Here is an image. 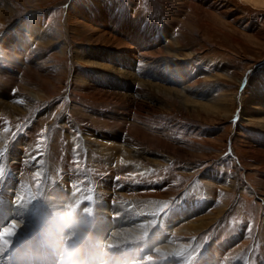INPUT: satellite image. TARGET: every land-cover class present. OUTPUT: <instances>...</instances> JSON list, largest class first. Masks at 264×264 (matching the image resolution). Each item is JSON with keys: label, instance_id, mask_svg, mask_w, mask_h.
<instances>
[{"label": "rangeland", "instance_id": "1", "mask_svg": "<svg viewBox=\"0 0 264 264\" xmlns=\"http://www.w3.org/2000/svg\"><path fill=\"white\" fill-rule=\"evenodd\" d=\"M209 2L217 7H208ZM263 31L264 0H0V100L25 107L15 112L0 105V149L7 145L0 157V188L7 187L4 180L9 162H17L30 175L21 179V198L16 202L23 215L32 213L40 202L37 208L44 211L45 215L41 213L44 218L50 211L47 203L64 204L71 193L75 200L82 195L86 205L98 209L101 202L97 193L106 192L108 199L104 205L114 214L105 212L103 217L93 215V218L101 222L107 219L112 229L117 228L113 217L116 213H120L121 220L125 219L123 222L137 220L134 216L141 213L140 219H147L149 226L142 231L132 225L127 236L133 232L135 239L150 238V249L159 247L150 254H159L164 264H188L190 255H194L190 264H206L208 252L220 260L215 264H264V106L260 110L249 109L258 102L264 105ZM137 36L142 38L137 51L141 48L149 52L140 67L134 66L135 62L125 52L129 45L137 47ZM164 45L165 49L160 48ZM156 53H161V57L159 54L153 57ZM30 91L41 95L40 100ZM164 93H169L172 99L167 94L164 97ZM242 108L254 113L253 124L240 120ZM42 131L44 141L37 148ZM115 133L117 143L112 138ZM130 134L146 136L144 139L150 138L148 141L159 140L171 149H180V154L169 156L157 146L152 148L138 141L136 153L132 152L127 159V153L116 152L112 146L124 145L125 140L135 142L128 139ZM106 141L109 149L101 147ZM150 153L164 157L154 163L148 157ZM228 180L236 182L232 190L227 187ZM32 200L36 202L34 206ZM165 201L169 207L161 215L158 210ZM2 205L0 200V210ZM202 217L208 218L202 233H187V238L179 239L187 223ZM9 218L0 212V229L10 222ZM29 219L33 225L32 238L41 252L52 238L45 232L40 235V243L37 234L44 227L54 231L53 225L60 218L54 215L38 229L33 218ZM67 221L71 223L74 218L69 215ZM223 228L225 234L230 230V239L225 243L224 238L214 247L211 238ZM160 229L168 231L162 239ZM177 233L178 237L181 235L179 238ZM85 237L74 243L73 248L80 251L76 264H90L88 258L94 255L89 251L88 256L87 252L92 248L97 250V256L91 264H97L107 233L99 239L94 235ZM91 238L93 243L89 241ZM55 241L56 246L45 253L53 254L57 264L64 258L59 255L66 242ZM182 245L192 248L182 250ZM175 250L176 254L182 253L176 257ZM44 256L38 255L41 260ZM179 256L182 258L178 262ZM84 257L86 260L82 261ZM141 257L129 254L125 263ZM69 260L67 257L63 264Z\"/></svg>", "mask_w": 264, "mask_h": 264}, {"label": "bare ground", "instance_id": "2", "mask_svg": "<svg viewBox=\"0 0 264 264\" xmlns=\"http://www.w3.org/2000/svg\"><path fill=\"white\" fill-rule=\"evenodd\" d=\"M188 1V0H187ZM203 1V0H202ZM64 2V1H63ZM62 2V3H63ZM176 2V1H175ZM179 2H181V1H179ZM190 2V1H189ZM192 2H194V1H192ZM198 2V1H197ZM205 2V1H204ZM203 2V3H204ZM261 2H263V1H261ZM182 3V2H181ZM185 3H186V1H185ZM203 3H200V4H203ZM218 3H220V2H218ZM224 3V2H223ZM65 4V3H64ZM209 4H210V2H209ZM208 4V5H209ZM177 5V4H176ZM190 5H191V3H190ZM207 5V4H206ZM224 5H225V3H224ZM227 5H228V3H227ZM195 6V5H194ZM199 6H201V5H199ZM221 6L222 5H220V7L219 8H221ZM205 7H207V6H205ZM208 7H210V8H212V9H214V8H216L217 7V5L215 4V5H213V4H210ZM227 7V6H226ZM194 8V7H193ZM105 10V9H104ZM194 10V9H193ZM201 10V9H200ZM202 10H204V9H202ZM207 10V9H206ZM211 10V9H210ZM210 10H208V11H210ZM228 10H229V8H228ZM231 10H232V8H231ZM234 10V9H233ZM213 11V10H212ZM216 11V10H215ZM214 11V12H215ZM225 11V10H224ZM202 12V11H201ZM213 12V13H214ZM221 13H222V10L220 11ZM219 12V13H220ZM191 13V12H190ZM211 13V12H210ZM215 14H216V12H215ZM100 15V14H99ZM211 15V14H210ZM196 16V15H195ZM200 16V15H199ZM204 16V15H203ZM208 15H206V17H207ZM213 16H216V15H213ZM225 16V15H224ZM125 17V16H124ZM197 17V16H196ZM202 17V16H201ZM204 18V17H203ZM242 18V17H241ZM192 19V18H191ZM196 19V18H195ZM207 19V18H206ZM214 19V18H213ZM212 19V20H213ZM238 19V18H237ZM118 20V19H117ZM188 20V19H187ZM200 20V19H199ZM204 20V19H203ZM211 20V19H210ZM239 20V19H238ZM237 20V21H238ZM80 21H81V19H80ZM116 21V20H115ZM206 21V20H205ZM197 22V21H196ZM203 22V21H202ZM209 23H210V21H208ZM207 22V23H208ZM184 23V22H183ZM200 23V22H199ZM85 24V23H84ZM181 24H182V22H181ZM185 24V23H184ZM187 24V23H186ZM189 24V23H188ZM212 24V23H211ZM92 25V24H91ZM193 25H195V24H193ZM199 25V24H198ZM184 26V25H183ZM182 26V27H183ZM108 27V26H107ZM181 27V26H180ZM190 27V26H189ZM203 27V26H202ZM205 27V26H204ZM185 28V27H184ZM89 29H91V28H89ZM189 29V28H188ZM260 29V28H259ZM105 30H107V29H105ZM115 30V29H114ZM114 30H112V31H114ZM192 30V29H191ZM94 31V30H93ZM182 31H185V30H182ZM261 31V30H260ZM181 32V31H180ZM191 32V31H190ZM264 32V31H263ZM92 33V32H91ZM99 33V32H98ZM108 32H106V34H107ZM173 33V32H172ZM184 33V32H183ZM222 33V32H221ZM46 33L44 32V35H45ZM112 34V33H111ZM47 35V34H46ZM98 35V34H97ZM192 35V34H191ZM43 36V35H42ZM41 36V37H42ZM103 36H104V34H103ZM114 36V35H113ZM171 36V35H170ZM179 36V35H178ZM181 36H182V34H181ZM101 37V36H100ZM168 37V36H167ZM192 37V36H191ZM46 38V37H45ZM49 38V37H48ZM48 38H46V39H48ZM110 38V37H109ZM185 38V37H184ZM187 38V37H186ZM192 38H194V37H192ZM105 39V38H104ZM189 39V38H188ZM40 40H42V39H40ZM136 40L139 42L138 44H137V47H136V45L135 44H133V45H129V47L127 46L126 48H125V52H126V55L131 59V61L133 60L135 63H134V66H137V67H140L141 65H143L145 62V60L144 59H147V57H146V54L147 53H149V52H147L146 53V51L145 50H142L141 48V50L140 49H138L139 51H137V48H139L140 47V42H141V40H142V38L140 37V36H137L136 37ZM169 40V39H168ZM171 40H174V41H177V38H173L172 39V37H171ZM170 40V42H174V41H171ZM181 40H186V39H181ZM103 41V40H102ZM114 41H116L117 42V40H114ZM122 41V40H121ZM165 41V40H164ZM179 41V40H178ZM177 41V42H178ZM188 41V40H187ZM108 42V41H107ZM119 42V41H118ZM166 42V41H165ZM177 42H175V43H177ZM180 42H182V41H180ZM189 42H191V41H189ZM184 43V42H183ZM66 44V43H65ZM119 45H120V43H118ZM122 44V43H121ZM165 44H167V43H165ZM179 44V43H178ZM182 44V43H181ZM185 44V43H184ZM190 45V44H189ZM93 46V45H92ZM161 46V45H160ZM174 46H175V44H174ZM90 47H91V45H90ZM144 47V46H143ZM164 47H167V46H163V47H160V48H164ZM184 47V46H183ZM188 48V47H187ZM190 48V47H189ZM120 49H121V47H120ZM122 49H124L123 47H122ZM165 49V48H164ZM164 49H162V51L164 50ZM171 49V48H170ZM179 49V48H178ZM186 49V48H185ZM71 50V49H70ZM156 50V49H155ZM167 50H169L168 48H167ZM176 50V49H175ZM188 50V49H187ZM192 50V49H191ZM150 51V50H149ZM137 52V53H136ZM181 52V51H180ZM31 53V52H30ZM168 53V52H167ZM170 53H171V51H170ZM169 53V54H170ZM151 54H153V53H151ZM155 54V53H154ZM157 54H159V53H156V55H153V57L154 56H157ZM163 54H165V52H163ZM173 54V53H172ZM175 54V53H174ZM173 54V55H174ZM32 55V54H31ZM148 55H150V54H148ZM161 55V53L159 54V56ZM178 55V54H177ZM165 56H166V54H165ZM167 56H168V54H167ZM166 56V57H167ZM170 57H171V55H169ZM169 56H168V58H169ZM175 56V55H174ZM109 57V56H108ZM151 58H153L152 56H150ZM161 57V56H160ZM160 57H158V58H160ZM165 57V58H166ZM175 57H178V56H175ZM181 57V56H180ZM30 58V57H29ZM150 58V59H151ZM164 58V57H163ZM167 58V59H168ZM187 58V57H186ZM155 59V58H154ZM171 59V58H170ZM178 59V58H177ZM180 59V58H179ZM158 60V59H157ZM164 60V59H163ZM251 60V59H250ZM154 61V60H153ZM167 61V60H166ZM169 61H171V60H169ZM161 62H162V60H161ZM165 62V61H164ZM148 63V62H147ZM149 63H150V61H149ZM161 64V63H160ZM163 64V63H162ZM173 64V63H172ZM217 64V63H216ZM219 64V63H218ZM223 64V63H222ZM225 64V63H224ZM106 66V65H105ZM226 66V65H225ZM37 67V66H36ZM107 67V66H106ZM214 67V66H213ZM40 68V67H39ZM39 68H37V69H39ZM147 68V67H146ZM218 68H220V66L218 67ZM227 68V67H226ZM262 68V67H261ZM176 69V68H175ZM30 70V69H29ZM33 70V69H32ZM138 71H140V68H138L137 69ZM162 70H164V69H162ZM222 70V69H221ZM262 70V69H261ZM39 70H37V72H38ZM147 71V70H146ZM227 71V70H226ZM124 72H126L125 70L123 71V73ZM165 72V71H164ZM228 72V71H227ZM30 73V72H29ZM50 73V72H49ZM119 73V72H118ZM123 73H122V75H123ZM127 73V72H126ZM129 73V72H128ZM143 73V72H142ZM166 73V72H165ZM193 73V72H192ZM264 73V72H263ZM27 74V73H26ZM130 74V73H129ZM128 74V75H129ZM140 74V73H139ZM224 74V73H223ZM227 74V73H226ZM96 75V74H95ZM131 75H133V74H131ZM130 75V76H131ZM191 75V74H190ZM206 75V74H205ZM34 76V75H33ZM32 76V77H33ZM125 76V75H124ZM187 76V75H186ZM198 76V75H197ZM207 76H209V75H207ZM231 76V75H230ZM252 76H254V75H252ZM255 76H257V75H255ZM35 77V76H34ZM90 77V76H89ZM123 77V76H122ZM132 77V76H131ZM134 77V76H133ZM211 77V76H210ZM214 77V76H213ZM225 77V76H224ZM31 78V77H30ZM183 78H184V76H183ZM199 78V77H198ZM197 78V79H198ZM202 78H205L204 76H202ZM252 78V77H251ZM101 79V78H100ZM126 79V78H125ZM197 79H195V81H197ZM200 79V78H199ZM198 79V80H199ZM209 79V78H208ZM242 79V78H241ZM85 80V79H84ZM185 80V79H184ZM191 80V79H190ZM205 80H206V78H205ZM204 80V81H205ZM240 80V79H239ZM170 81V80H169ZM251 81V80H250ZM83 82V81H82ZM190 82V81H189ZM199 82H200V80H199ZM198 82V83H199ZM84 83H86V82H84ZM83 83V84H84ZM88 83V82H87ZM87 83L85 84V85H87ZM109 83H110V81H109ZM121 83V82H120ZM119 83V84H120ZM145 83V82H144ZM149 83V82H148ZM148 83H147V85H148ZM151 83H153V82H151ZM157 83V82H156ZM250 83V82H249ZM252 83V82H251ZM89 84V83H88ZM137 84H138V82H137ZM158 84V83H157ZM184 84V83H183ZM190 84H192V82L190 83ZM196 84V82L193 84V85H195ZM123 85V84H122ZM128 85V84H127ZM131 85V84H130ZM139 85H141L142 86V84L140 83ZM146 85V84H145ZM158 85H160V84H158ZM197 85H200V84H197ZM135 86H136V84H135ZM140 86V87H141ZM149 86V85H148ZM147 86V87H148ZM162 86V85H161ZM196 86V85H195ZM23 87V86H22ZM89 87V86H88ZM143 87V86H142ZM153 87H154V85H153ZM155 87H156V85H155ZM157 87H159V86H157ZM183 87V86H182ZM189 87H190V85H189ZM192 87H194V86H192ZM17 88V87H16ZM21 88V87H20ZM85 88V87H84ZM87 88V87H86ZM159 88H162V87H159ZM167 88V87H166ZM174 88V87H173ZM191 88V87H190ZM200 88V87H199ZM138 89H140L139 87H138ZM144 89V88H143ZM169 89H171V87L169 88ZM176 89V88H175ZM178 89V88H177ZM176 89V90H177ZM191 89H193V88H191ZM190 89V90H191ZM155 90V89H154ZM160 90V89H159ZM179 90V89H178ZM189 90V91H190ZM195 90V89H194ZM204 90H206V89H204ZM220 90V89H219ZM218 90V91H219ZM99 91V90H98ZM114 91V90H113ZM137 91V90H136ZM139 91V90H138ZM140 91H141V89H140ZM147 91V90H146ZM150 91V90H149ZM158 91V90H157ZM162 91V90H161ZM188 91V92H189ZM197 91V90H196ZM195 91V92H196ZM207 91V90H206ZM31 93H32V95L35 97V98H38L39 100H40V96L41 95H39L38 93H36V92H34V91H30ZM29 92V93H30ZM109 92V91H108ZM142 92H144V91H142ZM167 92V91H166ZM234 92V91H233ZM28 93V94H29ZM105 93V92H104ZM112 93V92H111ZM118 93V92H117ZM139 93V92H138ZM148 93V92H147ZM159 93H161V92H158V94ZM183 93V92H182ZM197 93H199V92H197ZM237 93V92H236ZM235 93V94H236ZM25 94V93H24ZM116 94V93H115ZM123 94V93H122ZM130 94V93H129ZM149 94H152L153 95V93H149ZM165 94H167V93H164V97H165ZM169 94V93H168ZM167 94V95H168ZM185 94V93H184ZM196 94V93H195ZM208 94V93H207ZM221 94H223V93H221ZM234 94V95H235ZM27 95V94H26ZM113 95V94H112ZM116 95H119V94H116ZM155 95V94H154ZM160 95V94H159ZM162 95V94H161ZM170 95V94H169ZM169 95H168V97H169ZM173 95V97L175 96V94H172ZM241 95V94H240ZM239 95V96H240ZM104 96V95H103ZM107 96V95H106ZM121 96V95H120ZM147 96V95H146ZM145 96V97H146ZM156 96V95H155ZM233 96V95H232ZM30 97V96H29ZM151 97V96H150ZM168 97H166V98H168ZM177 97V96H176ZM210 97V96H209ZM237 97V96H236ZM241 97V96H240ZM261 97V96H260ZM119 98H121V97H119ZM127 98V97H126ZM142 98H143V96H142ZM149 98V97H148ZM153 98H155V97H153ZM169 98H171L172 99V97L170 96ZM229 98V97H228ZM233 98H234V96H233ZM105 99H107L106 97H105ZM128 99H130V98H128ZM147 99V98H146ZM175 99V98H174ZM230 99V98H229ZM232 99V98H231ZM240 98H238V100H239ZM111 100H113V99H111ZM114 100H116V99H114ZM119 100V99H118ZM117 100V101H118ZM125 100V99H124ZM131 100V99H130ZM133 100V99H132ZM153 100V99H152ZM157 100V99H156ZM159 100V99H158ZM185 100V99H184ZM208 100V99H207ZM212 100V99H211ZM217 100V99H216ZM237 100V99H236ZM22 101V100H21ZM121 101H122V99H121ZM170 101H172V100H170ZM234 101V100H233ZM111 102V101H110ZM115 102V101H114ZM123 102V101H122ZM125 102H126V100H125ZM124 102V103H125ZM137 102V101H136ZM198 102V101H197ZM213 102H215L214 100H213ZM241 102V101H240ZM16 103V104H15ZM28 104H30L29 102H27ZM119 103V102H118ZM132 103V102H131ZM175 103V102H174ZM188 103H189V101H188ZM202 103V102H201ZM200 103V104H201ZM207 102H203V104H206ZM216 103V102H215ZM228 103V102H227ZM243 103V102H242ZM122 104V103H121ZM136 104V103H135ZM176 104H177V102H176ZM208 104V103H207ZM206 104V105H207ZM235 104V103H234ZM0 105H3L4 107L3 108H7V107H10V109H13V110H16L15 112H17V111H20V110H24L25 109V107H23V108H21V107H19V105H18V102H14L13 104L12 103H9V102H6V101H4V100H0ZM131 105V104H130ZM129 105V106H130ZM178 105V104H177ZM26 106V105H25ZM119 106V105H118ZM121 106V105H120ZM127 106V105H126ZM125 106V107H126ZM135 106V105H134ZM181 106V105H180ZM199 106V105H198ZM231 106H233V105H231ZM263 104H262V102L260 103V102H258V103H256V104H253V105H251L250 107H249V109H251V110H260V109H263ZM1 108H2V106H0ZM122 107H124V106H122ZM202 107V106H201ZM204 107V106H203ZM202 107V108H203ZM208 107H210L209 105H208ZM219 107V106H218ZM184 108V107H183ZM199 108V107H198ZM216 108V107H215ZM233 108V107H232ZM10 109H7V110H10ZM202 110V109H201ZM212 110H214V109H212ZM219 110V109H218ZM264 110V109H263ZM210 111V110H209ZM217 111V110H216ZM205 112H207V111H205ZM211 112V111H210ZM209 112V113H210ZM230 112V111H229ZM226 113V112H225ZM120 114V113H119ZM22 115V114H21ZM121 115V114H120ZM263 115V114H262ZM122 116V115H121ZM240 117H241V119L240 120H244L245 122H247L249 125L250 124H253L251 121H252V119H253V117H254V113L252 112V111H248V110H245V108H242V110H241V113H240ZM256 117V116H255ZM255 117H254V119H255ZM119 118H120V116H119ZM116 119V118H115ZM210 119V118H209ZM259 119H261V116H260V118ZM263 119V118H262ZM241 121V122H242ZM254 121V120H253ZM259 122V121H258ZM240 123V122H239ZM261 123V122H260ZM115 124V123H114ZM117 125V124H116ZM122 125V124H121ZM123 126V125H122ZM4 128V127H3ZM6 128V127H5ZM140 129V128H139ZM5 130V129H4ZM114 130V129H113ZM121 131V130H120ZM239 131V130H238ZM47 132V131H46ZM137 132H140V131H137ZM137 132H136V134H137ZM238 133V132H237ZM90 134V133H89ZM92 134V133H91ZM140 134V133H139ZM139 134H138V136L137 135H132V134H130L129 136H128V139H130V138H132V140L133 141H135V142H129L128 140H125L126 141V144H124V145H121V144H115L114 143V146H112V149H114V151H116V152H120V153H122L121 151H123V152H125V153H127V155L126 154H124V155H126V158L128 159V156H130L131 155V153L132 152H134L133 154H135L136 152V148H135V146H138L139 147V145H136L135 143L136 142H138V141H141V142H143V143H147V144H149V146L151 145V147L152 146H154V147H156L157 146V148H160L159 150L162 152V153H164V154H168L169 153V156H170V154H172V155H175L174 157H176V155H178V154H180V149H171L170 147H168L167 145H164V144H162L159 140L157 141H148V140H146V139H144V138H146V136L144 137V138H142V137H140L139 136ZM147 134V133H146ZM145 134V135H146ZM233 135V134H232ZM247 135V134H246ZM92 136H94V135H92ZM91 136V137H92ZM142 136H144V134L142 135ZM152 136V135H151ZM218 136V135H217ZM222 136V135H221ZM111 137V136H110ZM109 137V138H110ZM148 137V136H147ZM150 137V136H149ZM229 137V136H228ZM240 137V136H239ZM103 138V137H102ZM114 140L113 141H116L117 140V136H116V133H115V135L112 137ZM111 138V139H112ZM151 138H153V137H151ZM217 138V137H216ZM219 138V137H218ZM99 139V138H98ZM154 139V138H153ZM159 139V138H158ZM220 139V138H219ZM230 139V138H229ZM4 140H6V139H4ZM108 141H110V140H108ZM131 141V140H130ZM55 142V141H54ZM96 142H98V141H96ZM99 142H101V141H99ZM102 142H103V140H102ZM245 142V141H244ZM246 142H247V140H246ZM106 143H107V141H106ZM109 143V142H108ZM105 144V145H101V147L102 148H108L110 145L109 144ZM116 143H117V141H116ZM111 145H112V143H110ZM167 144V143H166ZM234 144H235V141H234ZM245 144V143H244ZM89 145V144H88ZM108 145V146H107ZM25 146V145H24ZM54 146V145H53ZM97 147V146H96ZM100 147V146H99ZM173 147V146H172ZM23 148V147H22ZM62 148H64V147H62ZM66 148V147H65ZM70 148V147H69ZM68 148V149H69ZM153 148V147H152ZM13 149V148H12ZM71 149V148H70ZM100 149V148H99ZM109 149V148H108ZM258 149V148H257ZM29 150L30 149H28V151H26V152H29ZM63 150V149H62ZM65 150V149H64ZM91 150V149H90ZM181 150H183V149H181ZM248 150V149H247ZM262 150V149H261ZM74 151V150H73ZM91 151H93V150H91ZM26 152H25V154H26ZM103 152V151H102ZM112 152V151H111ZM140 152V151H139ZM183 152V151H182ZM181 152V153H182ZM252 152H254L253 151V149H252ZM70 153V152H69ZM185 153H187V152H185ZM257 153V152H256ZM19 154V153H18ZM113 154V153H112ZM184 154V153H183ZM188 154V153H187ZM261 154V153H260ZM259 154V155H260ZM43 155V154H42ZM47 155V154H46ZM118 155H121V154H118ZM18 156V155H17ZM40 156H41V154H40ZM44 156H45V154H44ZM164 157V155H160V154H154V153H150V154H148V157L150 158V160L152 161V162H159L160 161V159H161V157ZM167 156V155H166ZM181 156V155H180ZM179 156V157H180ZM183 157H184V155H182ZM263 156V155H262ZM20 157V156H19ZM119 157H121V156H119ZM133 157V156H132ZM135 157V156H134ZM173 157V156H172ZM186 157V156H185ZM187 157H188V155H187ZM203 157V156H202ZM238 157V156H237ZM21 158V157H20ZM121 158H123V157H121ZM191 158V157H190ZM119 159V158H118ZM130 159V158H129ZM134 159V158H133ZM136 159V158H135ZM168 159V158H167ZM166 159V160H167ZM189 159V158H188ZM237 159V158H236ZM40 160H42L43 161V158L42 159H40ZM147 160V159H146ZM244 160V159H243ZM113 161V160H112ZM182 161V160H181ZM181 161H179V162H181ZM242 161V160H241ZM111 162V161H110ZM109 162V163H110ZM161 162V161H160ZM186 162V161H185ZM184 162V163H185ZM191 162V161H190ZM163 163V162H162ZM241 163V162H240ZM21 164V163H20ZM183 164V163H182ZM185 164H187V163H185ZM197 164V163H196ZM22 165V164H21ZM21 165H18V163L16 162H9V164H8V169L7 170H9L8 171V176H7V178L4 180V182H6V185H7V187L5 188V189H1L0 188V200L2 201V203H3V205L1 206V210H0V212L1 213H4L8 218H9V214H10V216H12V218H9L10 220V222L8 223V224H5V225H3L2 227H1V229H0V264H55L54 263V259H53V254H49V253H45V251L49 248V247H55L56 246V241H55V239H59V240H62V241H64V242H66V246L64 245V248L62 249V251H61V253H60V258L61 257H64L63 258V260H61V261H59V262H57V264H63V261L67 258V257H69V263L68 264H76V261L78 260V257H79V254H80V251H79V248H77V247H75V248H73V246H74V243L75 242H77L79 239H81V238H83L84 236H86L87 238L88 237H90V236H92V235H94L96 238H100V237H102L105 233H107V237L102 241V243H103V245H104V247L102 248V252L103 253H100L99 252V257H97V258H101V260L97 263V264H164V260L161 258V257H158L159 256V254H158V256H156V255H152V254H150L151 252V250H156L157 249V247L155 248V249H150L151 248V246L150 245H148V243H149V241H150V243H151V239L150 238H145V239H135L134 238V236L133 235H135V234H133V232H131L132 233V235H130V236H127L128 235V231L130 232L131 230H132V228H131V226L133 225V227L134 228H137V229H139V230H144L146 227H148L149 226V223H148V220L147 219H144V218H142L141 217V219H140V214H138L137 216H134V219L137 217V220H132V219H127L126 220V222H123V221H125V219L124 220H121V218H120V213L119 214H115V215H113V217H115L116 218V224H117V228L115 227V228H112L111 229V227L109 226V225H107V219L106 220H104L103 222H101V220H95L94 218H93V215H100V217H103V215H105V214H103V213H108V212H112L113 214H114V211L113 210H110L106 205H104V202H106L107 201V196L106 195H104L106 192H104V194L102 193V192H100V193H97V197L99 198V201L101 202V204L98 206L99 208L98 209H96V207H95V209H92V208H90L88 205H86V203H84V201H83V196L81 195V197H77L79 200L77 201V200H75V195H74V193H71V195L70 196H68L67 195V200H66V202L64 203V204H55V203H53V202H49V203H47V205L49 206V208H50V211H49V215L48 216H46V217H44L43 218V214L45 215V213H44V211L40 208V209H38L37 207L38 206H40V202L37 204V207H35L34 208V210H33V207H31V210H33V212L32 213H27V214H22V210L21 209H18L20 206H18V205H16V202H18L19 200H18V198L20 197L21 198V194L19 193V189L20 188H22V185H21V183H20V181H21V179L23 178V176H26V174L27 175H29V172L27 171V169L26 168H24V166H21ZM24 165V164H23ZM238 165V164H237ZM236 165V166H237ZM112 166V165H111ZM161 166V165H160ZM175 166V165H174ZM187 166V165H186ZM114 167V166H113ZM166 167V166H165ZM234 168H235V166H233ZM191 168V167H190ZM105 169H106V167H105ZM109 169V168H108ZM117 169V168H116ZM160 169V168H159ZM193 169V168H192ZM236 169V168H235ZM39 170L42 172L43 170H42V167H40L39 168ZM107 170V169H106ZM119 169H117V171H118ZM244 170H246V169H244ZM160 171H162L161 169H160ZM109 173V172H108ZM112 173V172H111ZM118 173V172H117ZM188 173V172H187ZM234 173V172H233ZM177 174V173H176ZM183 174V173H182ZM17 175H20V176H17ZM30 176V175H29ZM28 176V177H29ZM105 176V175H104ZM120 176V175H119ZM234 176V175H233ZM102 177V176H101ZM114 177V176H113ZM100 178V177H99ZM98 178V179H99ZM231 178H234V177H231ZM97 179V180H98ZM105 178H103V180H104ZM70 180L71 181H73V179L72 178H70ZM100 180V179H99ZM219 180H220V178H219ZM115 181V180H114ZM104 182V181H103ZM113 182V181H112ZM235 182V181H234ZM234 182L233 181H229L228 180V182H227V187L230 189V190H232L231 189V187H233L234 186ZM259 182V181H258ZM223 183V182H222ZM250 183V182H249ZM262 183V181L260 182V185H262L261 184ZM74 184V183H73ZM72 184V185H73ZM83 184V183H82ZM81 184V185H82ZM123 184V183H122ZM166 184V183H165ZM235 184H236V182H235ZM255 184V183H254ZM264 184V183H263ZM56 185V184H55ZM78 185V184H77ZM120 185V184H119ZM124 185V184H123ZM257 185V184H256ZM61 186H62V184H61ZM127 186V185H126ZM155 186V185H154ZM264 186V185H263ZM262 186V187H263ZM77 187V186H76ZM81 187V186H80ZM138 187V186H137ZM199 187V186H198ZM249 187V186H248ZM258 186H256V188H257ZM73 188V187H72ZM104 188H106V187H104ZM201 188V187H200ZM264 188V187H263ZM15 189V190H14ZM88 189V188H87ZM86 189V190H87ZM101 189V188H100ZM113 189V188H112ZM111 189V190H112ZM115 189V192H116V188H114ZM159 189V188H158ZM226 189V188H225ZM234 189V188H233ZM247 189V188H246ZM150 190H152V189H150ZM168 190V189H167ZM203 190V189H202ZM202 190H199V191H202ZM210 190V189H209ZM56 191V190H55ZM100 191V190H99ZM103 191H105V190H103ZM106 191H108V190H106ZM118 191V190H117ZM196 191H197V189H196ZM217 191V190H216ZM261 191V190H260ZM57 192V191H56ZM75 192V191H74ZM82 192V191H81ZM87 192V191H86ZM110 192V191H109ZM109 192H107V194L109 193ZM112 192V191H111ZM120 192V191H119ZM126 192V191H125ZM129 192H131V191H129ZM198 192V191H197ZM208 192V191H207ZM218 192V191H217ZM227 192V191H226ZM120 193H122V192H120ZM160 193V192H159ZM192 193H194V191L192 192ZM215 193V192H214ZM230 193V192H229ZM228 193V194H229ZM249 193V192H248ZM252 193V192H251ZM254 193V192H253ZM57 194H59V195H61L59 192H57ZM141 194V193H140ZM149 194V193H148ZM167 194V193H166ZM179 194V193H178ZM225 194V193H224ZM261 194V193H260ZM115 195V194H114ZM123 195V194H122ZM152 195V194H151ZM183 195V194H182ZM187 195V194H186ZM185 195V196H186ZM192 195V194H191ZM195 195V194H194ZM223 195V194H222ZM119 196V195H118ZM125 196H127V195H125ZM133 196H134V194H133ZM149 196V195H148ZM166 196V195H165ZM190 196V195H189ZM245 196V195H244ZM110 197V196H109ZM138 197V196H137ZM139 197L141 198V196L139 195ZM168 197V196H167ZM183 197V196H182ZM181 197V198H182ZM197 197V196H196ZM19 198V199H20ZM112 198V197H111ZM111 198H110V200H111ZM118 198V197H117ZM116 198V199H117ZM119 198H121V197H119ZM127 198V197H126ZM128 198H129V195H128ZM132 198V197H131ZM179 198V197H178ZM180 198V199H181ZM115 199V200H116ZM143 199V198H142ZM160 199V198H159ZM179 199V200H180ZM196 199V198H195ZM219 199V198H218ZM110 200H108L109 202H110ZM119 200H121V199H119ZM147 200V199H146ZM156 200V199H155ZM187 201H189L188 200V198L186 199ZM33 201V206L36 204V202L34 201V200H32ZM82 201V202H81ZM262 201L264 202V198H262ZM124 202V201H123ZM190 202V201H189ZM13 203H15V207H13L12 206V204ZM21 205V204H20ZM111 205V204H110ZM117 205V204H116ZM121 205V204H120ZM124 205V204H123ZM182 205V204H181ZM189 205V204H188ZM123 207V206H122ZM121 207V208H122ZM152 207V206H151ZM100 209H102L101 211H100ZM126 210H127V208H125ZM128 209H130V207H128ZM202 209L203 208H201L200 210H199V212H201L202 211ZM236 209V208H235ZM125 210V211H126ZM131 210V209H130ZM243 210V209H242ZM132 211V210H131ZM134 211V210H133ZM137 211V210H136ZM116 212V211H115ZM127 212H128V210H127ZM229 212H230V210H229ZM41 213H43V214H41ZM137 213V212H136ZM211 213V212H210ZM219 213V212H218ZM241 213H242V211H241ZM243 213H244V211H243ZM168 214V213H167ZM206 214V213H205ZM231 214V213H230ZM36 215V216H35ZM57 216V218H60V219H58V221L57 222H55L54 223V225H53V228H55L54 229V231L53 230H50L49 228H46V227H44V228H42V230H41V232H39L37 235V239L39 240V242L41 243L42 242V239L40 238L41 236L40 235H43V233H47L48 234V236L50 237V238H52L51 239V241H50V243H48L47 244V246H46V248H45V250L43 249V250H41V252H40V248H39V244H36L35 243V241L33 240V238H32V235H33V233L31 232L32 231V228H33V225H32V221L29 219V217H32L33 218V220H34V222L36 223V225H37V229H38V227H42V226H44L45 224H48L47 222L48 221H51V219H52V217L53 216ZM69 215L72 217V218H74V221L73 222H71V223H69L68 221H67V218L69 217ZM112 215V214H111ZM130 215V214H129ZM136 215V214H135ZM162 215V214H161ZM213 215H214V213H213ZM108 216V215H107ZM149 216V215H148ZM179 217H183V216H179ZM93 218V219H92ZM123 219V218H122ZM167 220V219H166ZM208 221V218H205V217H202V218H200V219H196V220H194V221H191V222H189V223H187L183 228L185 229V230H182V236L180 235V233H179V237H178V233H177V237L179 238V239H184V238H187V235L189 234V233H193V235H195V234H198V233H202L203 231H204V228L203 227H206L207 225L205 224L206 222ZM210 221H212V220H209V222ZM134 222V223H133ZM167 222V221H166ZM208 222V223H209ZM151 224V223H150ZM210 224V223H209ZM208 224V225H209ZM69 225V229H68V226ZM159 226V225H158ZM165 226H166V224H165ZM181 227V226H180ZM158 228H161V227H158ZM165 228V227H164ZM171 228V227H170ZM230 228V227H229ZM148 229V228H147ZM168 229V228H167ZM109 230H111L110 232H108ZM135 230V229H134ZM161 230V229H160ZM181 231V230H180ZM233 231V230H232ZM11 233V234H8V233ZM149 232V231H148ZM168 232V231H167ZM165 230H161V232L159 233L160 234V236H159V239H162V237H163V235L165 234V233H167ZM225 232H226V229L225 228H223V230L221 231V232H219L218 234H217V232H216V234H215V236L213 237V238H211L212 239V243H213V245H214V247L218 244V242H221V240H223L224 238H225V243L226 242H228L229 241V239L230 238H228V236H230V230L225 234ZM170 233V232H169ZM188 233V234H187ZM214 233H215V231H214ZM223 233H224V235H223ZM247 233V232H246ZM262 233V232H261ZM141 234V233H140ZM148 234H150V232L148 233ZM158 234V233H157ZM158 234V235H159ZM250 234V233H249ZM158 235H156V236H158ZM166 235V234H165ZM168 235V234H167ZM176 236V235H175ZM198 236V235H197ZM196 236V237H197ZM241 236V235H240ZM85 237V239H87ZM136 237V236H135ZM177 237L175 238V239H177ZM190 237V236H189ZM188 237V240L190 239ZM179 239H177L178 241H179ZM233 239V238H232ZM147 240V241H146ZM187 240V239H186ZM263 240V239H262ZM89 241L90 242H92L93 243V239L91 238V239H89ZM178 241H176V242H178ZM184 241V240H183ZM261 241V240H260ZM250 242V241H249ZM223 243V242H222ZM231 243V242H230ZM244 243V242H243ZM65 244V243H64ZM181 244V243H180ZM176 245H178L177 243H176ZM244 245V244H243ZM45 246V245H44ZM168 246V245H167ZM212 246V245H211ZM263 246V245H262ZM264 247V246H263ZM70 248H73L72 249V251H70ZM159 248V247H158ZM162 248V247H161ZM165 248H166V246H165ZM251 248V247H250ZM88 249V248H87ZM174 247H173V250L172 251H174ZM244 249V248H243ZM262 249V248H261ZM159 250V249H158ZM225 250V249H224ZM255 250V249H254ZM94 255V256H92L91 255V257H89L88 258V261H89V263L91 264V261L93 260V259H95L96 258V256H97V250L95 249V248H92V249H88V252H87V255L89 256V254H90V252ZM180 251V250H179ZM213 251V250H212ZM223 251V250H222ZM153 252V251H152ZM176 252H177V250H175V256L177 257L178 255L176 254ZM218 252H220V251H218ZM163 253V252H162ZM182 253V252H181ZM180 253V254H181ZM212 253L213 252H208V256H209V260H207V261H205L206 262V264H215V261H220L218 258H216V255H214L213 254V256H212ZM223 253V252H222ZM262 253V252H261ZM45 254V256L43 257V259L41 260V259H39V257H38V255L39 256H43ZM129 254H131L132 256H133V258H138L139 256H142L141 258H139V259H137V260H134V259H132L130 262H126L125 263V258H127L128 257V255ZM161 254V253H160ZM173 254V253H172ZM224 254V253H223ZM222 254V255H223ZM259 254V253H258ZM162 255V254H161ZM174 255V254H173ZM182 257L181 256H179L178 257V259H176L178 262H179V260L181 259ZM223 259V258H222ZM33 260V262H31ZM84 260H86V258L84 257V258H82V261H84ZM263 260V259H262ZM264 261V260H263ZM117 262H119V263H117ZM258 262V261H257ZM177 263V262H176ZM199 264H203V262L202 263H200V262H198ZM198 263H195V264H198ZM261 264V263H260Z\"/></svg>", "mask_w": 264, "mask_h": 264}, {"label": "snow or ice", "instance_id": "3", "mask_svg": "<svg viewBox=\"0 0 264 264\" xmlns=\"http://www.w3.org/2000/svg\"><path fill=\"white\" fill-rule=\"evenodd\" d=\"M44 141V131L41 132L40 134V140L38 141L37 143V148L40 147V145L43 143ZM6 147L7 145L5 144V148L3 149H0V157H3L4 156V153H5V150H6ZM0 171H2V169H0ZM37 175H39L37 173ZM162 204H165L166 207H164L163 211H161V214L165 212L166 209H168L169 207V202L165 201V202H162ZM8 234H11L10 232ZM182 250H190L192 248V245H182L181 246ZM177 255H180V253H177ZM236 257H233V259H235ZM194 259V255H190L189 258H188V264H190V261ZM229 259V257H226L225 260L227 261Z\"/></svg>", "mask_w": 264, "mask_h": 264}, {"label": "clouds", "instance_id": "4", "mask_svg": "<svg viewBox=\"0 0 264 264\" xmlns=\"http://www.w3.org/2000/svg\"><path fill=\"white\" fill-rule=\"evenodd\" d=\"M164 207H166V205L165 204H162L161 207H160V209L158 211H163Z\"/></svg>", "mask_w": 264, "mask_h": 264}]
</instances>
